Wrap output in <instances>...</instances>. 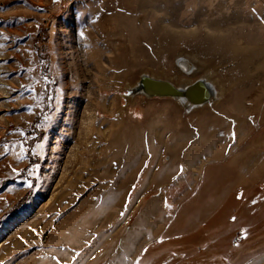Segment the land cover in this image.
Returning <instances> with one entry per match:
<instances>
[{
  "label": "rangeland",
  "instance_id": "1",
  "mask_svg": "<svg viewBox=\"0 0 264 264\" xmlns=\"http://www.w3.org/2000/svg\"><path fill=\"white\" fill-rule=\"evenodd\" d=\"M207 73L220 99L194 110L129 93ZM242 189L264 195V0H0V264H135L179 238L211 243L140 264H264V201L229 222Z\"/></svg>",
  "mask_w": 264,
  "mask_h": 264
},
{
  "label": "trees",
  "instance_id": "2",
  "mask_svg": "<svg viewBox=\"0 0 264 264\" xmlns=\"http://www.w3.org/2000/svg\"><path fill=\"white\" fill-rule=\"evenodd\" d=\"M40 60L42 62V66H41V74L43 76V78L45 79V81H47L46 83V90H47V96L45 98V108L47 113H50L53 110L52 107V101L55 97V87H56V81L55 79L52 77V75L49 72V65L47 63V60L45 58H43L42 56H40ZM39 119V118H38ZM25 134L27 135H33L34 138H32L31 140V146L34 144V142H36L42 135V132L40 130H38L36 128V126H33L32 129L30 131H26ZM235 197L239 200H241V205L239 208H235L234 207V216H229V222L233 223L231 224V226H237L239 225L243 220H246L248 217H250L253 213H255V211L257 210V208L262 205L263 201H264V195L263 193H261L259 190H254L251 192V194L247 195L245 190H241L240 192L235 194ZM23 202H20L18 205L14 206L10 211H14L15 209H17L18 207H20L22 205ZM231 208V207H230ZM235 217L236 219L233 220L232 218ZM203 233L206 236V232L205 230H199V233ZM207 237V236H206ZM189 241L186 238H179V239H171V240H158L157 244L155 245H151L148 248H145L143 250L142 256H140V258L136 261L135 264H140V261L142 259V257L146 258V257H153L156 256L158 252H160L161 249H163L165 251V248H169L168 244L171 245V248L173 244L176 243V245L174 246V249H170V253H181V257H186L187 258H192L194 256V254L198 251V250H202L204 247L207 246V248L210 247V239H206L203 243H196L197 245H203L202 247H191L192 245H196V244H189V245H183L180 244V242H186ZM182 245V246H180ZM167 246V247H166ZM189 248H191V250H188ZM195 249H197L195 251ZM182 250V251H181ZM181 251V252H180ZM191 251H194L193 253ZM184 264H192V262H183ZM181 262H177L174 264H183Z\"/></svg>",
  "mask_w": 264,
  "mask_h": 264
},
{
  "label": "water",
  "instance_id": "3",
  "mask_svg": "<svg viewBox=\"0 0 264 264\" xmlns=\"http://www.w3.org/2000/svg\"><path fill=\"white\" fill-rule=\"evenodd\" d=\"M182 60L185 59L177 60L180 67ZM185 72L189 74V71ZM129 93L132 96H144L149 99L170 98L192 110L204 107L215 100V89L203 78L188 85L178 86L170 80L143 74L137 84L129 90Z\"/></svg>",
  "mask_w": 264,
  "mask_h": 264
},
{
  "label": "bare ground",
  "instance_id": "4",
  "mask_svg": "<svg viewBox=\"0 0 264 264\" xmlns=\"http://www.w3.org/2000/svg\"><path fill=\"white\" fill-rule=\"evenodd\" d=\"M180 65H181V67H182V69L183 70H185V71H189V74L188 75H194L195 73H197V68L195 67V65L194 64H192L191 63V61H189V60H187V59H185V60H182L181 62H180ZM201 78H203V79H205L209 84H211V86L215 89V100L217 99V101L220 99V90H219V86L214 82V81H212L211 79H210V74L209 73H207V74H205V75H203V76H201ZM185 83L186 82H190L189 80H185L184 81ZM191 84V83H190ZM188 85V84H187ZM179 86V85H178ZM214 100V101H215ZM175 101H177V100H175ZM214 101H212V102H214ZM177 102H179V101H177ZM180 103V102H179ZM181 104V103H180ZM182 105V104H181ZM183 106V105H182ZM184 107V106H183ZM185 108V107H184ZM185 109H187V110H192V109H188V108H185ZM194 110V109H193Z\"/></svg>",
  "mask_w": 264,
  "mask_h": 264
},
{
  "label": "snow or ice",
  "instance_id": "5",
  "mask_svg": "<svg viewBox=\"0 0 264 264\" xmlns=\"http://www.w3.org/2000/svg\"><path fill=\"white\" fill-rule=\"evenodd\" d=\"M13 171H15V169H13ZM181 172H182V169H181ZM29 187H32V185L29 183ZM124 215V213L122 212L121 213V216H123ZM233 220H235L236 218L235 217H233L232 218ZM55 259V258H54ZM57 264H60V262L59 261H57ZM137 264H138V262H137Z\"/></svg>",
  "mask_w": 264,
  "mask_h": 264
},
{
  "label": "crops",
  "instance_id": "6",
  "mask_svg": "<svg viewBox=\"0 0 264 264\" xmlns=\"http://www.w3.org/2000/svg\"><path fill=\"white\" fill-rule=\"evenodd\" d=\"M242 190H243V189H242ZM240 191H241V190H240ZM240 191H238V192H240ZM245 191H246V190H245ZM238 192H237V193H238Z\"/></svg>",
  "mask_w": 264,
  "mask_h": 264
}]
</instances>
